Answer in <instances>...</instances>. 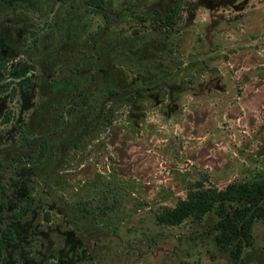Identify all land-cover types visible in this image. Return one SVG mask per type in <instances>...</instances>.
<instances>
[{"label": "rangeland", "instance_id": "1", "mask_svg": "<svg viewBox=\"0 0 264 264\" xmlns=\"http://www.w3.org/2000/svg\"><path fill=\"white\" fill-rule=\"evenodd\" d=\"M27 1L0 0V264H264L261 220L233 261L211 211L154 217L264 180V0H177L170 26L174 0Z\"/></svg>", "mask_w": 264, "mask_h": 264}, {"label": "trees", "instance_id": "2", "mask_svg": "<svg viewBox=\"0 0 264 264\" xmlns=\"http://www.w3.org/2000/svg\"><path fill=\"white\" fill-rule=\"evenodd\" d=\"M55 1H50L48 9L54 6ZM27 2L30 5L33 1L28 0ZM82 2L86 4L87 11L101 12L105 18H109L103 8L105 0H82ZM178 9L177 0L170 2L167 11L160 12L157 9V23L163 26L172 25ZM139 18L144 17L140 15ZM97 28L98 30L103 29L102 26ZM4 65L5 61L1 60L0 69L5 72ZM8 83L9 81L0 91L5 90ZM14 94L15 90L11 87L9 98L12 99ZM11 118L12 111L5 109L0 123H6ZM263 202L264 180L229 182L221 188L205 186L201 180H195L188 184L183 198H178L172 206H159L154 212V217L158 224L176 225L187 217L198 221L207 211H211L216 220L208 231L212 233L215 245L225 250L233 261H240L242 249L252 244L251 227L253 223L256 220L264 222ZM0 237L9 241L14 238L9 228L2 229Z\"/></svg>", "mask_w": 264, "mask_h": 264}]
</instances>
